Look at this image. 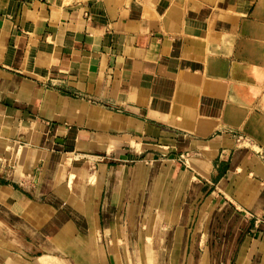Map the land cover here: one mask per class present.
I'll return each instance as SVG.
<instances>
[{"label": "crops", "instance_id": "crops-1", "mask_svg": "<svg viewBox=\"0 0 264 264\" xmlns=\"http://www.w3.org/2000/svg\"><path fill=\"white\" fill-rule=\"evenodd\" d=\"M165 206L264 264V0H0V264H133Z\"/></svg>", "mask_w": 264, "mask_h": 264}, {"label": "rangeland", "instance_id": "rangeland-1", "mask_svg": "<svg viewBox=\"0 0 264 264\" xmlns=\"http://www.w3.org/2000/svg\"><path fill=\"white\" fill-rule=\"evenodd\" d=\"M70 1V0H67ZM152 190V188H151ZM153 212L158 211V209H153ZM169 210L166 206L161 208V217L160 213H156L149 217L148 220H135L134 229H133V237H134V252L131 253L132 259L134 261L133 264H194L196 261L202 260L199 256V253H190V252H176L172 250L176 247L177 244L186 243V236L177 237V235L173 236L172 220L166 219ZM165 211V212H164ZM215 216L212 226L213 236L209 237L211 239L214 252H206L204 253V258L211 259L212 263H218L219 259H223L224 254L222 252L217 251L216 249H221V236H219V232L222 229L224 224L223 219L221 218V211H215ZM238 221L231 220V226H236ZM200 226V224H199ZM210 228V223L203 221L202 228ZM200 241V238H199ZM190 242V240H189ZM142 247H147L149 251L147 254H144L141 250ZM120 252H111L106 251V256L110 260H113L114 254H119ZM227 254V253H226ZM225 254V256H226ZM208 255V256H206ZM118 257V264H125L124 260H130L129 256L123 253V256L120 260V256ZM230 256L228 257V259ZM204 260V259H203Z\"/></svg>", "mask_w": 264, "mask_h": 264}, {"label": "bare ground", "instance_id": "bare-ground-1", "mask_svg": "<svg viewBox=\"0 0 264 264\" xmlns=\"http://www.w3.org/2000/svg\"><path fill=\"white\" fill-rule=\"evenodd\" d=\"M228 112V111H227ZM232 121V120H231ZM236 124V123H235Z\"/></svg>", "mask_w": 264, "mask_h": 264}]
</instances>
